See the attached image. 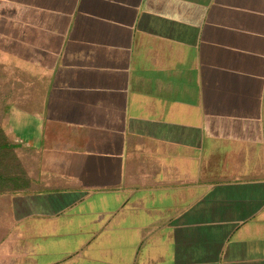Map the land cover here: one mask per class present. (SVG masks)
<instances>
[{"label":"crops","instance_id":"obj_1","mask_svg":"<svg viewBox=\"0 0 264 264\" xmlns=\"http://www.w3.org/2000/svg\"><path fill=\"white\" fill-rule=\"evenodd\" d=\"M2 88L0 264H264V0H0Z\"/></svg>","mask_w":264,"mask_h":264},{"label":"trees","instance_id":"obj_2","mask_svg":"<svg viewBox=\"0 0 264 264\" xmlns=\"http://www.w3.org/2000/svg\"><path fill=\"white\" fill-rule=\"evenodd\" d=\"M5 107L1 118L6 114L8 106ZM17 145L10 141L0 121V193L19 190L21 188V163L16 154Z\"/></svg>","mask_w":264,"mask_h":264},{"label":"rangeland","instance_id":"obj_3","mask_svg":"<svg viewBox=\"0 0 264 264\" xmlns=\"http://www.w3.org/2000/svg\"><path fill=\"white\" fill-rule=\"evenodd\" d=\"M9 93H10V90H7L5 88L0 89V117L3 114V110H4V107H5V105H4V94H9Z\"/></svg>","mask_w":264,"mask_h":264}]
</instances>
